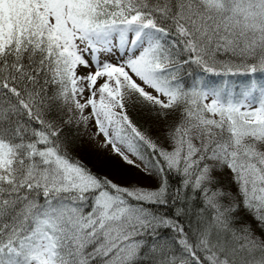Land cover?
I'll list each match as a JSON object with an SVG mask.
<instances>
[{
	"label": "snow or ice",
	"instance_id": "1",
	"mask_svg": "<svg viewBox=\"0 0 264 264\" xmlns=\"http://www.w3.org/2000/svg\"><path fill=\"white\" fill-rule=\"evenodd\" d=\"M0 264H264V0H0Z\"/></svg>",
	"mask_w": 264,
	"mask_h": 264
},
{
	"label": "trees",
	"instance_id": "2",
	"mask_svg": "<svg viewBox=\"0 0 264 264\" xmlns=\"http://www.w3.org/2000/svg\"><path fill=\"white\" fill-rule=\"evenodd\" d=\"M130 115L134 122L141 127L142 130L147 131L150 135L155 136L157 132V124L154 118L142 109H137L135 111L130 110ZM80 126L72 124L67 126L66 135L71 141H74L75 154L81 158L82 162L91 167L94 171H98L102 174L108 175L110 178H113L117 181L124 182L130 176L129 167L125 164H120L118 161L108 156L106 153L101 151L96 153V151L87 150L82 144V139L80 136ZM113 166L118 167V173L115 174V171L112 168ZM127 168V169H126ZM120 169L121 171L120 173Z\"/></svg>",
	"mask_w": 264,
	"mask_h": 264
},
{
	"label": "rangeland",
	"instance_id": "3",
	"mask_svg": "<svg viewBox=\"0 0 264 264\" xmlns=\"http://www.w3.org/2000/svg\"><path fill=\"white\" fill-rule=\"evenodd\" d=\"M79 131H80V136H81V139H82V144H83L85 149L90 150V151L94 150V151H96V153H98V152L100 153L101 151H103L108 156H111V157L115 158L118 161V163H120L122 165L124 164L120 160L119 157L114 156L109 150L102 148L99 143H97L96 141H94L91 138V130L90 129H87V128H84L83 126H80ZM112 168L115 171V174H117L118 170H119L118 167L117 166L114 167L113 164H112ZM126 169H123V170H126ZM122 171L120 169V173ZM144 182H146V181H144Z\"/></svg>",
	"mask_w": 264,
	"mask_h": 264
}]
</instances>
